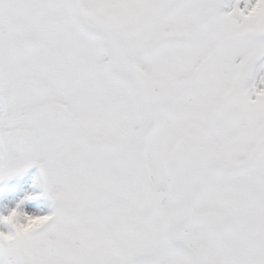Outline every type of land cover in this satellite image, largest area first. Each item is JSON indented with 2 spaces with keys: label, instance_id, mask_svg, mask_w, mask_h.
Returning a JSON list of instances; mask_svg holds the SVG:
<instances>
[{
  "label": "snow or ice",
  "instance_id": "snow-or-ice-1",
  "mask_svg": "<svg viewBox=\"0 0 264 264\" xmlns=\"http://www.w3.org/2000/svg\"><path fill=\"white\" fill-rule=\"evenodd\" d=\"M33 164L0 264H264V0H0V178Z\"/></svg>",
  "mask_w": 264,
  "mask_h": 264
},
{
  "label": "rangeland",
  "instance_id": "rangeland-1",
  "mask_svg": "<svg viewBox=\"0 0 264 264\" xmlns=\"http://www.w3.org/2000/svg\"><path fill=\"white\" fill-rule=\"evenodd\" d=\"M45 182V175L39 164L0 178V218L8 215L18 204L22 211L28 213L49 212L53 201L45 192ZM29 196L33 198L28 199ZM8 227L7 224H0L3 230Z\"/></svg>",
  "mask_w": 264,
  "mask_h": 264
},
{
  "label": "clouds",
  "instance_id": "clouds-1",
  "mask_svg": "<svg viewBox=\"0 0 264 264\" xmlns=\"http://www.w3.org/2000/svg\"><path fill=\"white\" fill-rule=\"evenodd\" d=\"M31 226H32V227H36L37 225H35V224H31Z\"/></svg>",
  "mask_w": 264,
  "mask_h": 264
}]
</instances>
